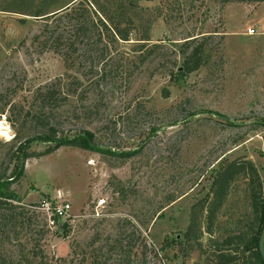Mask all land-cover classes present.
<instances>
[{"label":"rangeland","instance_id":"obj_1","mask_svg":"<svg viewBox=\"0 0 264 264\" xmlns=\"http://www.w3.org/2000/svg\"><path fill=\"white\" fill-rule=\"evenodd\" d=\"M93 1L110 6L0 0V171L16 165L9 162L14 139L24 142L47 121L60 139L88 141L86 149L60 146L24 161L25 175L11 189L32 224L0 237V254L6 264H31L33 243L50 264H90L94 255L111 264L117 235L131 233L133 263L142 239L146 264L212 263L214 246L254 220L240 178L212 232L205 231L206 211L196 210L201 235L185 237L214 174L228 161L248 159L264 190V2L117 0L128 32L123 41L99 36ZM82 24L89 29L78 35ZM208 34V61L178 77L180 42ZM48 84L52 98H36ZM62 203L70 205L64 228L49 220V208Z\"/></svg>","mask_w":264,"mask_h":264},{"label":"trees","instance_id":"obj_2","mask_svg":"<svg viewBox=\"0 0 264 264\" xmlns=\"http://www.w3.org/2000/svg\"><path fill=\"white\" fill-rule=\"evenodd\" d=\"M249 2L251 0H223V2ZM264 2V0H255ZM109 8H104L98 1H93V5L96 7V11L101 15V18H97L96 27L100 29L101 36L102 31L110 35L112 39L117 40H128V32L121 28V23L124 21V11L123 3L117 2V0L109 1ZM113 6V8L111 7ZM111 9L112 12L110 11ZM122 10V11H121ZM117 13V16L115 15ZM111 14H114L111 16ZM33 16H41L40 12H34ZM115 19H117L115 21ZM127 19V18H126ZM89 27L84 24L77 26L76 33L78 35H84L88 31ZM197 37L190 36L185 38L180 42L177 49V54L181 58L180 65L176 66L175 74L178 77H184L187 74L198 70L205 62L208 61L209 54L205 52V47L209 36ZM147 39V37H146ZM58 41L57 39H55ZM140 49V48H139ZM142 50V48L140 49ZM55 52H59L58 48H54ZM140 52V51H139ZM142 53V52H141ZM35 92V97L38 98H52L55 94V88L52 84H48ZM1 114L3 111L1 110ZM42 123V122H41ZM15 138V136H14ZM13 138V139H14ZM87 140L79 138H58V131L54 122L47 121V125L44 130L38 133H34L29 138H26L24 142L22 140L14 139L12 143V151L9 156V162H15L16 165L14 169L4 168L0 171V237L1 240H8L10 233L15 234L16 227L18 224L30 227L31 221H23L24 213L23 208L17 203L21 202V199L13 192L11 185L19 180L21 176L25 175L24 172V161L30 157L40 156L46 153H50L60 146H71L77 148H85L87 145ZM43 152L35 153L33 151H28L32 144H49ZM100 152H104V150ZM127 154V153H125ZM240 178H245L248 185V195L251 200V208L254 214V220L245 229L241 228L234 234H229L225 236L220 243L212 249L213 262L209 264H264L258 252V238L261 232L264 216V190L262 188L261 179L257 172L254 164L248 159L241 160H231L222 165L218 171L214 174L212 182L209 189V198H205L200 202L196 208H194L193 213L190 216L189 224L185 231V237L189 240L192 238H198L201 235V227L198 224V213L197 211L205 210V231L207 233L212 232L214 221L217 213L223 207L227 195L229 194L231 185L235 183ZM206 205V206H205ZM37 207V206H32ZM197 210V211H196ZM21 220V221H20ZM49 220L52 224L60 225L63 228L66 226L62 223V218L52 213ZM128 223L131 227V231H135L138 236L141 235L139 229L136 225L132 224L129 220ZM133 234H128L125 236V241L121 238V235H117L115 240V245L119 247V255L117 259L111 264H146L145 261V249L147 247L146 241L141 240L138 250H140L141 256L140 260L136 263L131 261L132 250L134 249ZM31 236V235H30ZM32 238V236H31ZM124 242V243H123ZM32 255L30 256L31 264H50L46 260V255L38 251L37 246L31 243ZM240 250H242L245 255H240ZM95 259L90 260V264H98L99 257L94 255ZM61 261V262H60ZM71 261V260H70ZM28 263V262H27ZM0 264H6V259L0 254ZM58 264H66L65 260H58Z\"/></svg>","mask_w":264,"mask_h":264},{"label":"built area","instance_id":"obj_3","mask_svg":"<svg viewBox=\"0 0 264 264\" xmlns=\"http://www.w3.org/2000/svg\"><path fill=\"white\" fill-rule=\"evenodd\" d=\"M248 33H253V30L251 28L248 29ZM262 141L264 143V136L262 138ZM69 209H70V205L68 203H62L60 205H56V206H51L49 208L50 213H54L57 216L61 217V218H66L69 217Z\"/></svg>","mask_w":264,"mask_h":264},{"label":"water","instance_id":"obj_4","mask_svg":"<svg viewBox=\"0 0 264 264\" xmlns=\"http://www.w3.org/2000/svg\"><path fill=\"white\" fill-rule=\"evenodd\" d=\"M258 252L260 254L261 259L264 262V216H263V224H262V228H261V232L258 238ZM243 251L240 250V255H243Z\"/></svg>","mask_w":264,"mask_h":264},{"label":"bare ground","instance_id":"obj_5","mask_svg":"<svg viewBox=\"0 0 264 264\" xmlns=\"http://www.w3.org/2000/svg\"><path fill=\"white\" fill-rule=\"evenodd\" d=\"M0 134H3V135L6 134L5 130H3V127L1 126V122H0Z\"/></svg>","mask_w":264,"mask_h":264}]
</instances>
